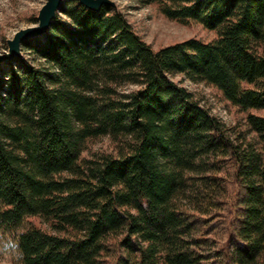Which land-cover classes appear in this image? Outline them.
<instances>
[{"label": "trees", "instance_id": "obj_1", "mask_svg": "<svg viewBox=\"0 0 264 264\" xmlns=\"http://www.w3.org/2000/svg\"><path fill=\"white\" fill-rule=\"evenodd\" d=\"M157 1L216 35L154 48L117 7L62 0L66 18L21 42L34 60L2 61L0 228L26 222L24 264H208L199 221L226 194L219 157L239 186L225 264H264V0ZM177 74L219 89L245 127ZM102 135L115 148L83 155Z\"/></svg>", "mask_w": 264, "mask_h": 264}, {"label": "rangeland", "instance_id": "obj_2", "mask_svg": "<svg viewBox=\"0 0 264 264\" xmlns=\"http://www.w3.org/2000/svg\"><path fill=\"white\" fill-rule=\"evenodd\" d=\"M44 1L0 0V52L7 48V38L12 37L17 29L37 22V13ZM113 1L115 7L125 14L137 33L154 48L188 37L210 40L216 35L215 30L206 28L195 20L180 21L168 17L162 11L160 2L157 0ZM55 15L58 18H66L59 6ZM23 53L34 60L33 54L21 48V54ZM0 65H2V61H0ZM174 78L191 90L227 125L245 127L246 112L231 104L223 97L219 89L205 82L192 81L181 74L175 75ZM257 112L264 111L258 110ZM113 148H115V144L111 138L108 135H102L87 141L83 155H90L95 150H111ZM217 162L218 175L225 185L226 194L221 202V208L199 221L200 228L207 232L206 236L210 241L206 244L207 251L211 253L207 259L208 264H225L223 250H225L230 237L232 244L235 243L233 233L238 224L239 207L236 203V196L239 186L234 177V163L228 157H219ZM31 219L38 225H44L40 218L33 217ZM24 225L26 222L8 232L0 228V264H24L20 259L18 248V234ZM110 260L112 257H106L103 264H109Z\"/></svg>", "mask_w": 264, "mask_h": 264}, {"label": "water", "instance_id": "obj_3", "mask_svg": "<svg viewBox=\"0 0 264 264\" xmlns=\"http://www.w3.org/2000/svg\"><path fill=\"white\" fill-rule=\"evenodd\" d=\"M84 6L98 10L102 4L107 3L115 6L113 0H78ZM61 0H45L40 6L37 13V22L27 27L17 29L12 37L7 38V48L0 52V61L10 59L14 56L21 55V42L30 36L39 35L44 32L55 16Z\"/></svg>", "mask_w": 264, "mask_h": 264}]
</instances>
